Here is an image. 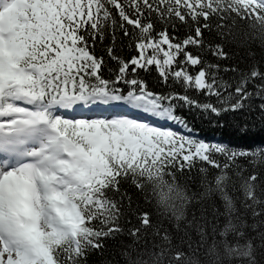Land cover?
I'll return each mask as SVG.
<instances>
[{
    "label": "snow or ice",
    "instance_id": "6c2138e0",
    "mask_svg": "<svg viewBox=\"0 0 264 264\" xmlns=\"http://www.w3.org/2000/svg\"><path fill=\"white\" fill-rule=\"evenodd\" d=\"M244 21L264 44V0H0V264H88L124 236L123 264H264V140L248 124L242 146L170 126L191 132L178 109L264 124V62L219 63Z\"/></svg>",
    "mask_w": 264,
    "mask_h": 264
},
{
    "label": "trees",
    "instance_id": "16d2710c",
    "mask_svg": "<svg viewBox=\"0 0 264 264\" xmlns=\"http://www.w3.org/2000/svg\"><path fill=\"white\" fill-rule=\"evenodd\" d=\"M250 31L251 30L248 28L247 21L238 22L236 24V26L233 28L235 40L229 43L226 49L230 52L231 59L219 61L222 66L235 65L241 69H246L247 66L254 62H264V44H262L258 38L252 41H249L245 38L244 34L250 33ZM111 43L112 41L109 35L102 43H98L97 45V54L104 56L105 60H108L105 49ZM115 50L118 52V54L125 57L132 54L131 50L126 46V38H124L123 34L119 31L117 32ZM208 59L214 60L215 58L208 56ZM222 75H224L225 79H228V77L232 74L222 72ZM145 78L150 88L159 90L154 75L146 76ZM256 103H259V101L257 100ZM177 114L182 115L187 119L189 128L191 129V132H188V134L194 135L200 139H205L206 141L224 142L230 143L232 146H242L248 142L246 140L240 139V132L243 129L238 126L243 124H248L251 127V132L254 134V139L257 141L264 140V124L260 123L258 114L256 112H253L250 115L234 114L226 116V123H224L222 126H218L214 118H210L209 116L196 110L189 111L187 109H178ZM192 177V180L181 178L179 181L182 185H187L189 194L192 191L203 190L202 188L198 187V168H194L192 170ZM127 191L132 196L133 207L139 205L142 210L150 211L153 213L155 218L163 220L165 227L169 226V221L161 216L160 210L156 207L153 201L145 200L144 194L139 193L134 188L128 187ZM210 204L211 198H209L207 201L193 200L186 208L188 219H191L193 214L199 217L201 215L202 208L206 213H210ZM249 223H251V220H249ZM251 234L253 236L256 235L255 232H252ZM126 240V236L117 237L116 240L109 239L103 254H101L99 251L89 254L88 264H123V257L119 252V242ZM254 243L257 246L260 245V239L258 236L254 240Z\"/></svg>",
    "mask_w": 264,
    "mask_h": 264
}]
</instances>
